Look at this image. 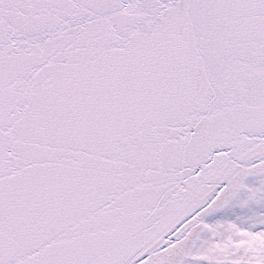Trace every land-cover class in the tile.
<instances>
[{
  "label": "snow or ice",
  "instance_id": "1",
  "mask_svg": "<svg viewBox=\"0 0 264 264\" xmlns=\"http://www.w3.org/2000/svg\"><path fill=\"white\" fill-rule=\"evenodd\" d=\"M0 264H264V0H0Z\"/></svg>",
  "mask_w": 264,
  "mask_h": 264
}]
</instances>
